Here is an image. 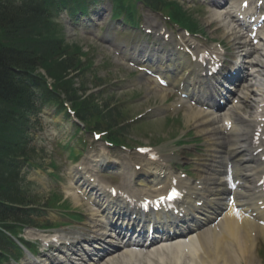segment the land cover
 <instances>
[{"label": "bare ground", "instance_id": "obj_1", "mask_svg": "<svg viewBox=\"0 0 264 264\" xmlns=\"http://www.w3.org/2000/svg\"><path fill=\"white\" fill-rule=\"evenodd\" d=\"M223 12L225 11L219 10V12H216L212 10L206 24L218 23L223 30V36L229 42H233L236 38L234 25L230 17L223 15ZM262 45L264 46V40ZM149 51L155 54L158 60L164 59V52L151 50L147 47L143 48L145 53L143 56H147ZM259 69H264V67L260 66ZM259 87H261V91L257 89V92L262 93L264 82ZM199 89H192L189 92L190 96L197 98L199 93L204 94L202 93V88L199 87ZM216 89L217 87L212 85L210 90L217 91ZM196 113L191 109L186 115V121L187 123L193 122L198 132L205 136L210 157L216 159V161L213 162V165L204 164V168L208 172L202 171L198 175L197 181H199L200 190L195 187L191 189L193 194H196L200 200L204 201V205L199 209V213L189 210V216H195L197 223L201 224L200 226L207 225L197 229L193 226L187 231V228L180 227L177 232H182L181 235L171 244L161 241L159 245L158 242L153 243L154 246L151 249L140 246L132 250L122 249L119 253L114 251L112 255L117 254L101 264H254L252 252L254 248H257V241L264 239V226L258 223L264 221V214L260 212L254 222L246 219L243 214L248 213L249 209L258 210L256 206L257 196L260 200V194L252 186L253 181L257 182L264 170L263 164L256 162L255 156L252 155L255 148L251 146L252 138L250 135L252 127L260 124L256 123V120L242 117L240 125L231 129L233 132L230 135L231 140H227L220 136L218 128L212 126L215 119L210 111L197 110ZM208 114H211V116L207 117ZM236 114L239 115L238 113ZM230 160H233V167H229L230 173L235 179H242L236 190H230L225 179L228 171L227 166L232 163ZM140 164L143 166L140 173L141 177L148 178L151 175L152 177L159 176L160 178V175L165 174L166 177L164 180L160 179V184H164L163 188H168L171 185L173 180L168 176L167 170L161 162L150 163L143 158ZM197 167L198 170L202 168L200 164ZM75 174L80 175L81 173L75 172ZM71 178L73 180L76 179L72 172ZM186 183L191 186L194 185L189 180L184 183L179 181V184L187 191ZM85 184H88L89 189L92 191L95 190L92 187L93 185L99 187L97 192L105 191L100 184H95L94 182L91 184L84 181L82 184L83 188H85ZM72 197L74 202L80 205V200L74 195ZM116 198L115 200L104 199V203L100 207H104L105 211L109 213L113 210V202L117 203L116 206H128L123 200H119V197ZM185 200H188L186 202L187 205L192 204L188 197ZM262 204L264 205V202ZM103 211L100 208L99 211L90 209L87 223L88 234H90L87 236L88 239L101 238L104 234V227L102 226ZM119 211L121 212V210ZM147 222L149 224L153 223L152 220ZM63 234L67 233L63 232Z\"/></svg>", "mask_w": 264, "mask_h": 264}, {"label": "rangeland", "instance_id": "obj_2", "mask_svg": "<svg viewBox=\"0 0 264 264\" xmlns=\"http://www.w3.org/2000/svg\"><path fill=\"white\" fill-rule=\"evenodd\" d=\"M188 6H192V4H188ZM186 6L185 10L189 12V14L192 15V17L194 19L197 20L198 27L202 30L201 32L205 33L206 36L212 40V41H218V42H222V40H224V36H223V30L221 28H219L218 24L216 23H211L210 25H207L205 22L209 19L208 15L209 12L207 11H202V12H197L196 10H192L190 9V7ZM103 8L106 10V14H108L109 12V8L110 6H108V4L106 2H104L103 4ZM68 17H70L68 14H62V18L60 19L61 22H64L66 24V26L69 24L68 22ZM113 28H115L116 34L110 35L111 38L113 39L112 36H114L116 38V42H126L127 45L128 44H133L136 45L135 41L140 39L142 37V35L139 33V31L133 30L129 27H120L121 25H119L117 22H113ZM121 30V31H120ZM69 33V35H68ZM68 33L66 34V40L69 41V43H74L77 44L79 47L83 48V51L86 52V50H89L90 53H88L89 56V61L92 63V67L90 69H86L84 71V76L85 79L83 81H80L79 79H75L77 76L76 74L68 76L69 78H66L63 76L62 81H66L67 79L72 78L73 79V84L75 89H77V94L81 95L83 92L81 91L82 88L80 87L81 82H84V84L86 86H88V88H91V84H90V80L94 79L92 77V73H94V75L96 74V77L103 79V81H106V86L102 87V88H96L94 90H91L89 92L92 91H97L98 95V102L101 103V101H110V103H120L122 105L129 104L131 98L134 96V94L132 92H137L143 96H145V94H150V99L149 101L154 100L155 104H158L156 106V109L149 115L150 118H156V117H164L166 116L168 113H171V110L169 108H167L168 106L162 107L160 106L161 103H163V91L154 89L153 86L149 83H145L144 81L141 82H137L139 81V77H137V75H133L132 77H128L126 73L124 72H130L131 70H127L126 68L121 69L116 67L113 64V54L111 51H109L108 48H104V47H98L97 45H95L93 42H91L88 39H83L81 38L79 35H73L70 31H68ZM100 36H103V33H100ZM241 40V39H240ZM226 41V40H225ZM227 42V41H226ZM225 42V43H226ZM227 46H229L228 43H226ZM94 70V71H93ZM132 72V71H131ZM121 78V79H120ZM124 78L130 79L132 81L127 82L123 88L118 87V80H124ZM137 80V81H135ZM132 82V87H129V85ZM73 87V88H74ZM129 88H132L130 91L127 92H123ZM80 91V92H79ZM88 92V93H89ZM140 95V96H141ZM146 100V99H145ZM148 101V99L146 100ZM141 102L140 104L143 106H139V105H134V103H130V106L132 107H123L121 106V113L122 114H129V112L133 109L134 110V114L136 113H141L144 108L145 105L147 103H144V100L142 98H140L138 100V103ZM172 102H175V100H172ZM143 103V104H142ZM160 106V107H159ZM185 111L186 108L184 107L181 110H175L174 111V119L177 117H182L183 120V124L184 127L187 128V126L185 125L184 119H185ZM133 114V113H132ZM131 114V115H132ZM140 115V114H138ZM137 115V116H138ZM170 116V115H168ZM95 122L98 121V116H92L91 117ZM39 120V124L34 125V128H41L38 131H36L37 133L35 134V137L33 139V143L32 145L37 144V147L40 148H44L45 142H49L51 143L55 137H67L69 131H70V123H66V121L62 120V116H55L54 112L52 109H49L46 111V113L43 116H40L37 118ZM132 119V118H130ZM63 121V122H62ZM128 121V118L126 117V122ZM159 122L155 123L152 122L150 123L149 121L146 120H141L136 122L135 124H131L127 129L128 132L127 133V142L130 141V145L132 147H135L136 145H153L156 147V150H165V152L171 153V152H176V156H177V160H182L181 156L183 155V152L185 151V148H176L174 149V147H172V144L174 143V140L170 139V141L164 142L163 144L157 146V144L155 145V135L153 134V137H149L150 135H148L149 133H151L152 131L155 133H163L162 136L166 137V132H164L165 127L163 125L162 120H158ZM171 125H173L172 127H176L178 126V123L172 124L169 123L166 125V127H171ZM192 130V128H190ZM182 133H184L182 131ZM129 135V136H128ZM45 140V142H44ZM89 143L91 144V141L89 140ZM101 143H97L95 144L93 147L94 149H96V151H99V149L101 148ZM89 151L90 149L87 148ZM119 149H115L111 151V155L114 157L116 155H118L119 153L122 154L121 152H119ZM186 152H193V146H188L186 147ZM38 157V160H41L43 155L38 153L36 155ZM34 156V157H36ZM58 162V160H57ZM191 160H188L186 162V165L190 164ZM59 164V163H58ZM194 168H192L193 170ZM35 173L34 170H30L29 171V175H33ZM54 177V176H53ZM34 185H32L29 188H33ZM27 184H25V186L22 183V190L27 192ZM35 189H33L34 191H36L37 187H34ZM38 192V191H36ZM30 193V192H28ZM27 194V193H26ZM42 194V191L39 193ZM42 200V199H39ZM78 211V210H77ZM264 245V244H262ZM255 264H258V261H255Z\"/></svg>", "mask_w": 264, "mask_h": 264}, {"label": "trees", "instance_id": "obj_3", "mask_svg": "<svg viewBox=\"0 0 264 264\" xmlns=\"http://www.w3.org/2000/svg\"><path fill=\"white\" fill-rule=\"evenodd\" d=\"M20 3L0 0V103L6 107L5 114L10 113L12 106L7 99L14 93L12 69L33 72L42 66L51 75L61 77L80 66V61L68 53L65 59H61L62 47L60 42L54 41L57 40L55 30L44 17L41 1L22 0ZM175 12L178 15L179 11ZM19 96L20 100L25 96L22 89ZM18 104L15 97L14 107Z\"/></svg>", "mask_w": 264, "mask_h": 264}]
</instances>
